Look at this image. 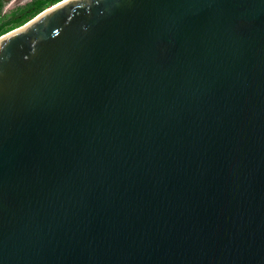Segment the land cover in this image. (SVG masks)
<instances>
[{"label": "water", "instance_id": "obj_1", "mask_svg": "<svg viewBox=\"0 0 264 264\" xmlns=\"http://www.w3.org/2000/svg\"><path fill=\"white\" fill-rule=\"evenodd\" d=\"M0 264H264V0H61L0 35Z\"/></svg>", "mask_w": 264, "mask_h": 264}, {"label": "trees", "instance_id": "obj_2", "mask_svg": "<svg viewBox=\"0 0 264 264\" xmlns=\"http://www.w3.org/2000/svg\"><path fill=\"white\" fill-rule=\"evenodd\" d=\"M8 1L0 0V35L21 26L48 6L61 0H29L22 5L14 7L8 13H2Z\"/></svg>", "mask_w": 264, "mask_h": 264}, {"label": "rangeland", "instance_id": "obj_3", "mask_svg": "<svg viewBox=\"0 0 264 264\" xmlns=\"http://www.w3.org/2000/svg\"><path fill=\"white\" fill-rule=\"evenodd\" d=\"M29 0H9L4 8L2 13H8L10 10H12L14 7L18 6V5H22L24 3H26Z\"/></svg>", "mask_w": 264, "mask_h": 264}]
</instances>
